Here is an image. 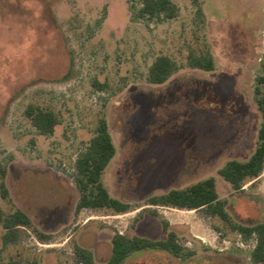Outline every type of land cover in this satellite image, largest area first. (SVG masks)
Wrapping results in <instances>:
<instances>
[{
	"label": "rangeland",
	"instance_id": "1",
	"mask_svg": "<svg viewBox=\"0 0 264 264\" xmlns=\"http://www.w3.org/2000/svg\"><path fill=\"white\" fill-rule=\"evenodd\" d=\"M171 1L176 18L147 21L137 18L141 0H0V167L10 193L0 208L6 215L20 208L32 221L7 246L0 226V262L79 264L80 245L105 264L115 233L162 239L167 222L191 259L138 251L123 264H252L255 236L245 240L201 210L145 200L213 177L233 222H264V170L238 192L217 173L256 146L264 0ZM190 54H211L214 70L191 68ZM161 55L178 69L150 84L148 70ZM28 105L55 113L52 135L31 125ZM101 119L116 148L102 183L130 210L75 214V161Z\"/></svg>",
	"mask_w": 264,
	"mask_h": 264
},
{
	"label": "trees",
	"instance_id": "2",
	"mask_svg": "<svg viewBox=\"0 0 264 264\" xmlns=\"http://www.w3.org/2000/svg\"><path fill=\"white\" fill-rule=\"evenodd\" d=\"M178 15V9L171 0H141V7L137 18L147 21L172 20ZM191 68L203 71L214 70V59L211 54L188 56ZM176 63L168 56H158L148 70L150 84H164L176 71ZM255 101L261 115V122L257 133L256 146L246 161L230 160L218 170V175L235 192L241 191L246 180L257 178L264 170V97L260 87L264 86V74L256 79ZM97 89L103 90L105 84H96ZM25 117L41 135H52L58 120L54 112L38 106L28 105ZM116 154V148L109 133L105 119L98 123L96 132L90 138L84 152L75 161L74 183L78 191L75 214L84 209H111L118 214L130 210V205L112 197L102 183V175ZM7 170L0 167V199L10 200L9 189L6 184ZM146 204L154 207H170L180 210L203 211L206 215L219 217L232 230L238 232L245 240L255 236V246L250 254L252 264H264V222L254 225H243L232 221L226 210V201L217 192L216 180L209 177L185 188L170 189L162 194L151 195L146 198ZM156 215L155 212H153ZM0 226L4 230L3 246L18 240L21 228H31V218L20 208L5 214L0 208ZM165 233L162 239H152L143 236H132L115 233L110 240L111 252L105 264H123L138 251H163L179 260H189L192 251H186L178 242L177 234L169 230L167 222H162ZM40 239L47 236L35 231ZM74 254L79 264H94V254L80 245H75ZM0 264H19L16 260L0 262Z\"/></svg>",
	"mask_w": 264,
	"mask_h": 264
},
{
	"label": "flooded vegetation",
	"instance_id": "3",
	"mask_svg": "<svg viewBox=\"0 0 264 264\" xmlns=\"http://www.w3.org/2000/svg\"><path fill=\"white\" fill-rule=\"evenodd\" d=\"M263 68H264V64H263V66H262Z\"/></svg>",
	"mask_w": 264,
	"mask_h": 264
}]
</instances>
